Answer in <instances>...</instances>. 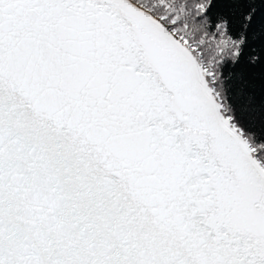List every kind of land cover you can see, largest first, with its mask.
I'll list each match as a JSON object with an SVG mask.
<instances>
[{"label":"snow or ice","instance_id":"snow-or-ice-1","mask_svg":"<svg viewBox=\"0 0 264 264\" xmlns=\"http://www.w3.org/2000/svg\"><path fill=\"white\" fill-rule=\"evenodd\" d=\"M0 264H264V0H0Z\"/></svg>","mask_w":264,"mask_h":264}]
</instances>
